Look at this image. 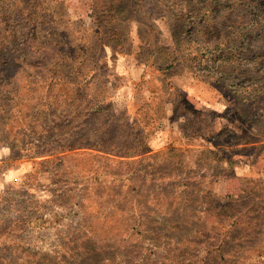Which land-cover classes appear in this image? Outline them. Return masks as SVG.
<instances>
[{
	"label": "rangeland",
	"instance_id": "obj_1",
	"mask_svg": "<svg viewBox=\"0 0 264 264\" xmlns=\"http://www.w3.org/2000/svg\"><path fill=\"white\" fill-rule=\"evenodd\" d=\"M111 1L0 0V264H264V0Z\"/></svg>",
	"mask_w": 264,
	"mask_h": 264
},
{
	"label": "trees",
	"instance_id": "obj_2",
	"mask_svg": "<svg viewBox=\"0 0 264 264\" xmlns=\"http://www.w3.org/2000/svg\"><path fill=\"white\" fill-rule=\"evenodd\" d=\"M127 0H112L111 2H112V4L116 7V9L117 10H121V12L122 11H124V10H126V6L125 5H122L124 2H126ZM182 3V2H181ZM134 4V3H133ZM189 5L188 6H191V3H188ZM260 6V5H259ZM259 6H256L255 8H256V10H258L260 7ZM196 10V9H195ZM200 10V9H199ZM256 15V14H255ZM177 17L179 18V20H181L182 19V17L180 16V15H177ZM257 18H253L252 20H251V23H254V22H258V21H255ZM259 21H261V23L260 24H258L257 26H255V28L254 29H251V27H249L250 29H248L246 32H243V33H241L240 35H241V37L240 38H242V39H238V40H235L234 41V46H241L240 44H238V42H242V44H244L245 43V39H244V36L246 35L247 36V33L248 32H251V33H256V35L257 36H260V37H264V21L263 20H259ZM186 23V22H185ZM185 23H183L182 24V26H183V29L186 27V24ZM250 26V25H249ZM257 28V29H256ZM263 30H262V29ZM257 30V31H256ZM259 30H262V31H259ZM255 33H254V35H255ZM117 36L119 37L120 36V34L118 33L117 34ZM246 38H250L249 36H247ZM252 59H254V58H252ZM237 84V83H236ZM236 84H234V85H236ZM241 84L240 83H238L237 84V86H240ZM252 87H257V93H260V94H263V92H262V90H261V88H259V86L257 85V84H253L252 85ZM264 87V86H263ZM256 91H255V93H256ZM257 93L255 94V96L253 97V101H254V103L252 102V105L253 104H255V102L256 103H259L260 101H261V99H259V96H257ZM110 106H112L111 105V103H109L108 105H103V104H99V106H98V110H108L109 108H110Z\"/></svg>",
	"mask_w": 264,
	"mask_h": 264
}]
</instances>
